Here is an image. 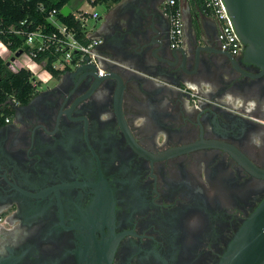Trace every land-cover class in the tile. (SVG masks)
<instances>
[{"label":"flooded vegetation","instance_id":"flooded-vegetation-1","mask_svg":"<svg viewBox=\"0 0 264 264\" xmlns=\"http://www.w3.org/2000/svg\"><path fill=\"white\" fill-rule=\"evenodd\" d=\"M187 1L188 42L197 48L205 28L222 50L219 20L200 6L190 15ZM105 5V72L56 73L28 101L9 100L0 264H222L264 200V70L242 47L185 57L170 78L182 88L142 76L155 71L126 46L153 18L171 38L166 0Z\"/></svg>","mask_w":264,"mask_h":264},{"label":"built area","instance_id":"built-area-1","mask_svg":"<svg viewBox=\"0 0 264 264\" xmlns=\"http://www.w3.org/2000/svg\"><path fill=\"white\" fill-rule=\"evenodd\" d=\"M93 1L89 0L88 3L95 5ZM204 3L206 9L220 22L218 39L221 49L238 54L243 43L233 28V21L223 0H204ZM166 5L171 20L172 45L180 46L184 42L185 36L182 6L180 3L178 6V0H166ZM70 8L69 15L73 16L70 22L64 21L60 17V14H63L62 9L52 8L47 11L45 22L33 24L34 20L29 22L28 19H24L19 22L17 27L9 30L24 37L23 46L26 47L21 55L10 63L9 67L14 71L20 68L28 69L36 88L40 87L41 83H48L56 73L74 70L82 66L95 65L99 73L106 71L102 62L104 56L99 50L100 39L94 35L100 12L81 8L74 9L71 6ZM45 9V5L41 4L40 10L44 11ZM92 20L95 21L93 25H91ZM30 26L34 27L30 28ZM5 51H10L11 55L16 53L0 40V55H4Z\"/></svg>","mask_w":264,"mask_h":264},{"label":"water","instance_id":"water-1","mask_svg":"<svg viewBox=\"0 0 264 264\" xmlns=\"http://www.w3.org/2000/svg\"><path fill=\"white\" fill-rule=\"evenodd\" d=\"M223 2L233 21V28L243 43L245 55L264 70V0H223ZM188 11L192 15V11L190 9ZM70 12L71 8L68 4L62 8L64 15L68 16ZM100 19L101 16L98 20ZM201 23L203 24V21ZM191 24L193 25V22ZM191 27L193 29V26ZM132 44L131 47L126 46L125 55H143L155 71L149 72L137 68L139 74L149 76L152 80L157 78L158 82L177 88H182L183 83L170 78L181 75L185 57L200 55V51L208 55H227V53L232 55L225 50L213 49L205 28L201 38L197 40V48L189 42L173 46L171 38L166 39L163 25L157 18L142 22ZM22 52L23 49L17 51L7 60V65H10ZM105 55L111 54L106 52ZM90 67L98 72L95 65ZM222 264H264V200L241 228L224 256Z\"/></svg>","mask_w":264,"mask_h":264},{"label":"trees","instance_id":"trees-1","mask_svg":"<svg viewBox=\"0 0 264 264\" xmlns=\"http://www.w3.org/2000/svg\"><path fill=\"white\" fill-rule=\"evenodd\" d=\"M70 0H0V40L8 48L17 52L25 49L24 37L12 33L11 29L18 26L19 22L28 19L29 22L34 20L33 24L43 23L46 20L47 11L52 8L62 9L69 4ZM109 0H94L93 3H105ZM118 1V0H115ZM194 6L205 11L206 5L204 0H189ZM44 4L46 9L40 10V5ZM179 6V0H178ZM60 17L67 22L73 18L72 15ZM29 25V24H28ZM34 26H30L33 28ZM36 87L31 79V72L26 68L12 70L7 61L0 55V125L4 123L5 116L12 113L13 108L9 100L15 102H26L34 92Z\"/></svg>","mask_w":264,"mask_h":264},{"label":"rangeland","instance_id":"rangeland-1","mask_svg":"<svg viewBox=\"0 0 264 264\" xmlns=\"http://www.w3.org/2000/svg\"><path fill=\"white\" fill-rule=\"evenodd\" d=\"M88 1L89 0H70L69 5L72 6L74 9L81 8L83 10H88V11L97 10L98 12H100V14L105 13V11L107 10V6L103 2L93 5V4H89ZM93 23H95L94 20L91 21V25H93ZM48 84H53V81L49 83H41L40 87H46V85Z\"/></svg>","mask_w":264,"mask_h":264},{"label":"crops","instance_id":"crops-1","mask_svg":"<svg viewBox=\"0 0 264 264\" xmlns=\"http://www.w3.org/2000/svg\"><path fill=\"white\" fill-rule=\"evenodd\" d=\"M72 7V6H71ZM186 7H189L188 9H190L191 11H193V10H195L196 9V7L194 6V5H192L191 3H190V1L188 0L187 1V6ZM101 15V14H100ZM97 27H98V25H97ZM95 33H96V31H95ZM95 35V34H94ZM186 43H188V40H187V37H185L184 36V42L182 43V44H186ZM100 50V52L102 53V54H104L105 55V51L103 50V49H99ZM5 54L4 55H2L3 56V58L7 61L9 58H11L13 55H11V52L10 51H5L4 52ZM155 79V78H154ZM155 81H159L157 78L155 79Z\"/></svg>","mask_w":264,"mask_h":264},{"label":"clouds","instance_id":"clouds-1","mask_svg":"<svg viewBox=\"0 0 264 264\" xmlns=\"http://www.w3.org/2000/svg\"><path fill=\"white\" fill-rule=\"evenodd\" d=\"M0 251H2V250H0Z\"/></svg>","mask_w":264,"mask_h":264}]
</instances>
